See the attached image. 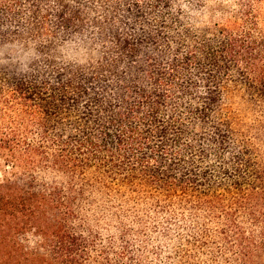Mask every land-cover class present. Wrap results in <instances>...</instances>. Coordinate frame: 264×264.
Masks as SVG:
<instances>
[{"label": "trees", "instance_id": "1", "mask_svg": "<svg viewBox=\"0 0 264 264\" xmlns=\"http://www.w3.org/2000/svg\"><path fill=\"white\" fill-rule=\"evenodd\" d=\"M211 1L0 0V264H121L77 231L83 202L124 216L113 183L194 200L260 264L264 0Z\"/></svg>", "mask_w": 264, "mask_h": 264}, {"label": "rangeland", "instance_id": "2", "mask_svg": "<svg viewBox=\"0 0 264 264\" xmlns=\"http://www.w3.org/2000/svg\"><path fill=\"white\" fill-rule=\"evenodd\" d=\"M214 0L208 6L210 10H219ZM226 12L233 8L232 2L222 5ZM220 14L204 15L203 22L218 21ZM56 181H63L57 175ZM76 185L89 180V173ZM110 192L120 198H131V203L124 216L120 213L118 202L112 207L101 208L97 204L83 202L79 214L85 220L77 231L84 236H95L88 250L90 258H95L101 251L104 258L114 260L115 253L123 249L126 258L121 264H229L231 259L223 251L220 236H205L201 230L206 228L214 233L222 226L219 219L208 214L194 200H163L152 192H134L127 194L119 183L109 185ZM87 192L98 198L97 192ZM150 198V199H148ZM155 200L157 202L155 203ZM229 208V204H227ZM115 214L121 220H115ZM215 215V214H214ZM217 215V214H216ZM238 222L245 223L244 214L236 212ZM78 227V222L72 223ZM29 242L31 241L28 239ZM232 240L231 236L228 239ZM226 260V262H225ZM264 264V254L258 260ZM89 264L91 260H89ZM231 264V263H230Z\"/></svg>", "mask_w": 264, "mask_h": 264}]
</instances>
